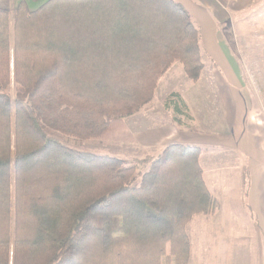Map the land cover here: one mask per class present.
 Masks as SVG:
<instances>
[{
    "label": "trees",
    "instance_id": "trees-1",
    "mask_svg": "<svg viewBox=\"0 0 264 264\" xmlns=\"http://www.w3.org/2000/svg\"><path fill=\"white\" fill-rule=\"evenodd\" d=\"M202 54L175 0L0 8V264H189L187 223L217 209L199 145L125 160L57 134L101 139L174 62L196 82ZM163 106L178 125L189 117L178 93Z\"/></svg>",
    "mask_w": 264,
    "mask_h": 264
},
{
    "label": "crops",
    "instance_id": "crops-1",
    "mask_svg": "<svg viewBox=\"0 0 264 264\" xmlns=\"http://www.w3.org/2000/svg\"><path fill=\"white\" fill-rule=\"evenodd\" d=\"M45 1L0 0V8L13 11L24 2L32 11ZM175 1L198 23L202 51L213 65L192 82L174 62L159 78L154 94L163 90L165 98L178 93L188 119L174 124L166 110L171 123L152 126L142 115L139 130L131 129L133 138L149 155H158L171 143L202 148L199 163L217 209L211 215L195 214L187 223L189 264H264V89L251 88L253 78L244 75L248 66L219 31L229 19L228 7L244 6L245 1ZM257 68L262 69L261 64Z\"/></svg>",
    "mask_w": 264,
    "mask_h": 264
},
{
    "label": "rangeland",
    "instance_id": "rangeland-1",
    "mask_svg": "<svg viewBox=\"0 0 264 264\" xmlns=\"http://www.w3.org/2000/svg\"><path fill=\"white\" fill-rule=\"evenodd\" d=\"M244 6H229V19L224 20L219 27V31L224 34L230 50L237 55L241 64H246L249 69L245 74L247 78H253V83H250L253 90L259 87L264 89V0H244ZM9 11V10H8ZM13 11H9L13 14ZM203 52L202 60L205 68L202 72L207 74L208 69L213 65L211 57L206 56ZM261 64L260 70L256 69V65ZM246 69V68H245ZM262 74V76H261ZM246 77V76H245ZM250 81V80H249ZM248 82V79H247ZM14 85L11 84L9 92L13 94ZM155 93V91H154ZM164 91H157L153 94L151 100L141 108L138 112L130 116L115 121L111 129L101 139H80L69 135L57 134V138L64 144L74 148L86 149L96 153H107L118 156L125 160L139 158L142 152L148 154L145 150L139 149V144L133 138L135 130L138 131V124L142 115L149 118V125H154L158 122L170 124V113L164 108ZM167 110V111H166ZM144 111V113H140ZM171 112V111H169ZM158 113V114H157ZM182 120L188 119L185 116L180 117ZM176 124L175 122H173ZM156 129V128H152Z\"/></svg>",
    "mask_w": 264,
    "mask_h": 264
}]
</instances>
